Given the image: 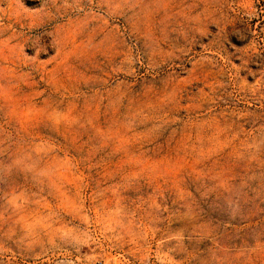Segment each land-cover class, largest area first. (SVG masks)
<instances>
[{"label":"rangeland","instance_id":"obj_1","mask_svg":"<svg viewBox=\"0 0 264 264\" xmlns=\"http://www.w3.org/2000/svg\"><path fill=\"white\" fill-rule=\"evenodd\" d=\"M0 264H264V0H0Z\"/></svg>","mask_w":264,"mask_h":264}]
</instances>
